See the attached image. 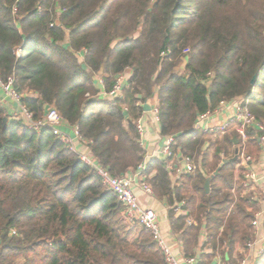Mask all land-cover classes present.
I'll return each mask as SVG.
<instances>
[{"label": "trees", "instance_id": "obj_1", "mask_svg": "<svg viewBox=\"0 0 264 264\" xmlns=\"http://www.w3.org/2000/svg\"><path fill=\"white\" fill-rule=\"evenodd\" d=\"M127 69L121 94L100 99L95 76L104 74L108 92ZM8 76L36 119L57 110L114 176L144 159L136 121L155 98L172 156L150 158L144 176L168 208L181 253L195 256L199 247L197 264L247 256L259 205L242 190L238 159L204 189L235 155L236 133L193 127L236 99L264 125V0H0V77ZM16 115L0 101V264H163L150 233L125 219L96 171L51 130L29 129ZM260 152L248 131L246 153ZM183 157L195 171L175 179L166 164ZM181 201L185 213L176 216ZM237 245L245 251L234 254ZM248 264H264V252Z\"/></svg>", "mask_w": 264, "mask_h": 264}, {"label": "built area", "instance_id": "obj_2", "mask_svg": "<svg viewBox=\"0 0 264 264\" xmlns=\"http://www.w3.org/2000/svg\"><path fill=\"white\" fill-rule=\"evenodd\" d=\"M81 55V53H79ZM122 73L117 75L114 84L109 91L111 95L119 96L122 88L125 84ZM14 78L8 76L6 79L0 77V92L3 101L4 98H8L17 108V117L20 118L24 125L32 130L41 131L43 129H49L52 133L65 143L68 148L78 154L79 158L87 165L92 167L97 175L100 177L102 183L110 189L117 197L118 201L123 206V216L127 221L138 223L140 226L145 228L151 235L158 249L161 251L163 256V264H196L197 258L195 256L179 258L172 250L171 245L167 242L163 232L161 231L159 220L156 212L151 208L143 207L134 191V187L145 194L152 195L153 191L151 186L145 179L144 173L147 166V157L137 165L134 170L128 171L125 175L114 176L111 175L108 170L100 166L93 158L89 151L86 141L83 140L78 132L77 127H72L73 135L71 136L67 131L61 127L64 126V121L61 115L52 107H49L44 115L36 119L33 113L22 103V95L13 87ZM233 103V111L231 117L223 122L217 124H208L207 119L214 113L206 112L197 118L193 129L201 130L205 132L222 134L229 129H233L238 139L236 148V155L238 163L236 165V176L240 181L242 190L244 193L251 192L257 186V184L264 180V170L257 171L253 167L252 155L246 153V141L248 139V131H254L258 134V142L261 145V151L264 154V125L257 121L254 115L248 109L246 102L241 99L231 101ZM225 103V102H224ZM145 104V103H144ZM223 104V103H222ZM154 119L158 122V111L157 107L152 109ZM136 128L141 136L144 131V121L140 117L136 121ZM173 137H163V143L160 148V156L162 159H168L172 156L171 143ZM79 144L84 147L82 150H78ZM167 170L173 178H178L182 173L190 172L194 169L192 160L189 157H183L178 162H174L172 159L166 164ZM185 202L181 201L176 204L175 211L179 214L185 213L182 209ZM263 219V209L253 212L251 225L256 231L261 224ZM188 224L192 222L187 220ZM204 233L202 234V239ZM255 245V240L248 241L246 248L252 250ZM264 252V246L256 251V254ZM220 261V256H216L213 261L207 264H217ZM249 256H245L240 264H248Z\"/></svg>", "mask_w": 264, "mask_h": 264}, {"label": "crops", "instance_id": "obj_3", "mask_svg": "<svg viewBox=\"0 0 264 264\" xmlns=\"http://www.w3.org/2000/svg\"><path fill=\"white\" fill-rule=\"evenodd\" d=\"M183 65L184 63H182L179 66V68L182 69ZM103 75L104 74L102 73V74L96 75L94 78V83L99 90L98 96L102 97V99L115 97L114 95H111L109 91L107 92L105 90ZM122 75H123L124 80H127L130 76V70L129 69L125 70L122 73ZM0 97H2L1 92H0ZM0 101L5 106L9 114L15 115V113H17L16 106L8 98H4L3 101L0 99ZM146 103L151 107V109L149 111H144V113L141 116V118L144 121V131H143V135L141 136V142L145 150V157H147V160H149L150 158H153V157L161 158L159 153H160V148L163 143V137L159 134V123L155 121L153 111H152V109L157 107L156 99L153 98L147 101ZM232 111H233V103L231 101L223 103L216 109V112H214L207 119V123L209 125L223 123L231 117ZM61 128L67 131L71 136L73 135L72 127L62 126ZM81 149L83 150L84 147L79 144L78 150H81ZM252 157L254 160L253 167L257 171L264 170L263 152L261 151L258 155H252ZM134 191L137 195V198L140 204L143 207L151 208L156 212L158 216L161 231L163 232L167 242L171 245L173 252L179 258L184 257L183 254L181 253V246H180L179 240L177 239V235H175V233L171 230L170 223L167 218L168 208L165 205V202L163 200L157 199L156 197L153 196V194L148 195V194H145L139 191L137 187H134ZM251 192L253 195L252 199H254L258 203L259 210H261L264 207V180L260 181L257 184L256 188L252 190ZM175 215L178 216L179 213L176 212ZM262 220H261L260 227L255 231V234H254V240H255L254 248L252 250L251 249L247 250V252L245 253L249 256V259H251L254 255H256L257 250H259L262 246H264V231L262 228V222H263ZM202 234H203V229L201 228L199 239H198V244H197L198 246H200L202 243ZM199 249H200L199 247H197V250L195 249L197 252V254L195 255L196 258L201 253ZM244 251H245L244 249H242L240 246L237 245L234 249V254L243 253ZM207 252H209V250H204V253H207ZM214 258L215 257H213L211 261H213ZM219 263L220 261L217 264Z\"/></svg>", "mask_w": 264, "mask_h": 264}, {"label": "water", "instance_id": "obj_4", "mask_svg": "<svg viewBox=\"0 0 264 264\" xmlns=\"http://www.w3.org/2000/svg\"><path fill=\"white\" fill-rule=\"evenodd\" d=\"M253 81H254V78L251 79V83H252ZM142 107H143V110H144V111H149V110L151 109V107H150L147 103L143 104ZM3 121H4V123H5V122L7 121V118L5 117V118L3 119ZM232 141H233V143H234L235 145L238 144V139H237L236 137H233ZM236 152H237V151L235 150V155H234L231 159H223V160L221 161V163L219 164V166L217 167V169L212 173V175H210L209 177H206V179H205V183H204V189H205L206 193L209 192V189H210V181H211V180H212V179L218 174L220 168H221L224 164H226V163H228V162L235 161V160L237 159Z\"/></svg>", "mask_w": 264, "mask_h": 264}, {"label": "rangeland", "instance_id": "obj_5", "mask_svg": "<svg viewBox=\"0 0 264 264\" xmlns=\"http://www.w3.org/2000/svg\"><path fill=\"white\" fill-rule=\"evenodd\" d=\"M185 53L187 52L186 50L184 51ZM100 99H102V97H99ZM230 129L227 131V134H229L230 132ZM223 134V133H222ZM192 160V159H191ZM192 164H193V167H194V169H193V172L195 171V162L192 160ZM210 175H212V173L211 174H209L207 177H209Z\"/></svg>", "mask_w": 264, "mask_h": 264}]
</instances>
